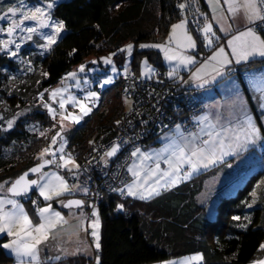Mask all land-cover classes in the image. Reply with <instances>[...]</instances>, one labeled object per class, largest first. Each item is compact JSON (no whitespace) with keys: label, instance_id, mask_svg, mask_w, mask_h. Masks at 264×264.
I'll return each instance as SVG.
<instances>
[{"label":"trees","instance_id":"obj_1","mask_svg":"<svg viewBox=\"0 0 264 264\" xmlns=\"http://www.w3.org/2000/svg\"><path fill=\"white\" fill-rule=\"evenodd\" d=\"M186 2L188 0H60L54 5L52 15L64 22L65 30L53 46V61L66 74L74 66L80 65L93 55L97 64L105 69L109 65L104 64L100 58L116 52L112 61H116L118 66L123 68L124 56L123 53L117 52V49L123 48L129 41L138 44L144 41L161 40L168 33L170 25L181 17L177 4ZM198 2L200 12L211 18L206 0H198ZM0 4L6 7L17 4V0H0ZM186 12L190 17L192 29L195 30L196 27L191 23L194 18H198L201 24L203 23V17L198 16L192 9ZM220 35L221 42L227 39L222 34ZM33 49L28 46L21 50L22 57L32 61L33 71L27 70V64H21L19 60L0 53V101L4 102L0 104V113L4 116H12L16 111L25 109L29 102L39 98V92L51 88L49 86L43 89L41 86L43 84L41 81L44 80L42 56L38 50H35V53ZM197 51L198 62L207 56V52H211L206 50L204 53L202 44ZM142 57L148 58L157 66L150 78H143L136 72L138 60ZM132 65L134 68L128 69V77L136 78L137 80L132 79L135 84L125 81L128 79L122 78L125 73H121L117 82L100 90L101 97L98 100V106L84 117L80 124L64 133L68 141L65 151L66 153L71 152L76 160L83 162L88 151H92L93 148L97 150L98 141L101 138L106 143H110L119 136L118 130L123 126L121 124L123 120H127L125 122L129 124L140 115L143 117L152 115L150 114L152 113L151 107H154L162 98H165L163 103L172 107L176 106V103L184 107V103L186 104L190 98L193 99V96L202 98L198 91L200 87L197 89L195 83L188 80L185 73V76L178 75L174 80L166 75L168 71L163 64L162 53L155 48L136 49ZM159 67L162 69L159 70ZM253 67L257 68V71H264V59L256 58L247 66V69L243 65H236L229 77L239 79L246 93L250 110L261 123L259 119L261 113L247 86V78L244 77V74L246 75L244 72ZM12 77L15 78L12 79ZM37 81L41 83L39 86ZM162 84H166L164 88L161 87ZM32 86H38V88L35 90L31 88ZM95 88L99 89L97 83ZM125 89L132 95L130 99H134L137 105L139 104L138 108L126 110ZM45 100L49 101L47 92ZM144 105L147 106L148 111L140 112ZM5 108L8 111H5ZM184 109L188 111V108ZM206 111L207 107L189 115L194 122L195 130L185 131L182 126L181 130L197 132L199 127H204L205 125L193 117L201 116ZM209 119L213 121V118ZM117 120L120 121V126L116 124ZM147 120L149 124L146 130L152 128L154 124L152 120L150 121V117ZM54 122L55 120H52L45 108L37 106L31 112L26 113V117L19 118L12 129L0 131V182L15 179L39 163L38 153L50 144L51 136L56 133L54 128L51 129ZM0 123L3 122L0 121ZM26 125H35V129L31 130ZM127 125V128L130 127V124ZM157 128L156 126V131ZM45 129L49 131L45 136H41L40 132ZM169 129L175 130V125H169L166 131ZM145 131L141 130V133L146 135ZM161 132L165 131L161 129ZM161 134L149 133L148 135L151 136L147 143L149 145L160 144ZM201 139H207V136H202ZM89 141L93 143L90 144ZM257 145L262 148L264 143ZM141 148L146 149L147 147L141 146ZM126 151L127 149H123L122 152L121 148L119 153L122 152L121 155H123ZM115 157L109 158L108 167L105 163L101 164L102 168L106 171L110 167V169L114 168L113 159ZM225 160L232 164V167L222 162L200 170L191 178L181 180L151 199L141 200L127 195L123 198L118 192L110 191L109 186L103 181L112 176L102 172L96 175L98 176L97 183L101 184L100 190L97 188L90 190L87 194L74 193L55 197L52 200L53 207L66 213L75 208L67 209L59 201L79 197L85 201L83 209L95 205L101 220L100 249H95L90 255L79 254L62 258L57 264H96L95 256L97 255L100 257V264H150L197 252L203 255L202 264H249L253 262L260 255L262 251L260 245L264 243V184L257 187V182L264 178V147L261 158H255L251 162V165L256 166L254 168L249 166L247 168L250 169L240 168L238 171L233 157H225ZM249 170L251 171L248 174ZM60 171L69 182L77 183L78 180L71 179L68 174H65L64 169ZM126 173L128 174L127 168ZM218 173L232 175L233 184L237 187L235 186V190H228L227 185H224L217 190L221 195H219L214 210L209 212L200 201V196L206 193L210 200L213 199L206 186L211 178L218 176ZM236 179L239 180L238 184L235 183ZM129 180L131 176L126 181ZM114 183H111L113 188L122 186ZM253 189L256 190L258 198L256 203L249 208L244 202L251 203L250 194ZM31 196L33 199H38L39 206L44 203L38 192L34 191ZM24 202L34 214L35 208L31 200ZM117 204H123V209H118ZM233 216H240L241 220L234 221ZM245 216L249 217L251 223L244 219ZM241 224H247V228L237 226ZM7 239H9L7 236L0 235V244L6 242ZM13 262L15 260L9 258L5 250L0 247V264Z\"/></svg>","mask_w":264,"mask_h":264},{"label":"snow or ice","instance_id":"obj_2","mask_svg":"<svg viewBox=\"0 0 264 264\" xmlns=\"http://www.w3.org/2000/svg\"><path fill=\"white\" fill-rule=\"evenodd\" d=\"M211 9V19L205 13L200 12L197 0H188L186 3H178L181 19L177 23L171 24V30L168 32L167 39L164 43L140 44L139 48H156L160 49L164 54V59L168 62V72L166 75L170 79H175L182 67L194 66L197 61L199 40L203 47L211 51V55L207 56L199 68L190 75V81L195 83L197 87H204L210 80L217 77L224 79L229 77L234 71L236 65L246 67L259 57L264 59V0H207ZM53 7L51 2L46 3V7H42L39 2L35 6H28L24 0H17V4L4 6L0 4V19L9 21L7 27L0 26V33H7V39H0V53L9 57L16 58L21 52V44L25 40L32 41L33 35L37 34L45 42L36 43L41 49H50L56 43L57 37L64 28L63 21H53L49 13V9ZM119 7V5H117ZM26 10H23L25 9ZM194 10L198 16L203 17L201 24L198 18H194L191 23L195 24L194 37L189 30V20L186 10ZM19 14V17L17 18ZM237 20L242 23L237 24ZM25 21L35 22V26L26 27ZM235 25V27H234ZM218 26V27H217ZM46 28L53 31L45 32ZM26 33L17 37V31ZM218 33H223L226 37V43H221L222 37ZM19 38V43H17ZM14 45V49L13 46ZM188 50H193L190 54ZM75 51V49H73ZM127 52L128 56L133 53V44L128 43L123 48L117 49V52ZM71 55V53H69ZM116 52L110 53L107 57H101L104 64L111 65V71L117 72V68L112 61V57ZM19 63L27 64L28 71H33L32 61L25 60L24 57L19 58ZM93 64L97 61H92ZM85 64H80L76 71L67 73V76L61 79L62 86L51 89H45L39 92L38 96L42 107L47 110L52 120H56L59 115V131L51 136V143L44 147L38 153V160L34 167L29 168L15 179H8L0 182V234L7 236L6 242L0 244L6 255L15 260V264H57L67 255H75L78 252H87L88 244H84L83 248L77 247L72 253L61 250L56 256L49 257L45 261H41L40 245L47 241L52 230L57 228L60 223H66L61 213L53 209L51 203H45L44 207L39 206L38 199H33L31 192H38L39 197H43L44 202L52 201L54 197L59 198L63 195H73L75 192L87 194L90 189L87 181L81 182L79 185L69 184L65 175L60 173V169H64L68 176L73 180H79L82 169L77 163L71 152H65V146L68 141L62 133L65 132L66 122L79 123L82 115H87L92 111L89 104L95 105L98 100L99 93L91 90H84L83 97H77L68 90L72 85L66 83L67 79L75 81V87L82 88L81 78L77 72L86 73ZM125 76L128 74L127 62L124 65ZM7 71V69H3ZM155 73L147 60L142 63L141 76L149 77ZM48 76L47 72L42 73ZM15 77H12L14 79ZM247 86L253 93V100L256 101L259 94L258 109L260 111V121L257 123L255 115L251 112L247 97L241 91V85L235 80H229L231 85L229 96L223 105L228 114L227 126L221 124L222 114L218 111L215 116V122L209 119L207 113L193 117L199 121L204 127H199L197 132L185 134L181 130V125H175L174 134H166L169 136L168 143L162 145L160 149H149L143 151L141 147L134 146L130 154L125 158L131 160L127 163V172L132 177L129 181H121V187H111L110 191L118 192L122 197L127 195L141 200L151 199L153 196L160 194L162 189L178 184L181 180L191 178L194 173L201 169H208L220 163H226L228 167L232 164L227 163L225 157H233L238 160L242 153L249 151L258 143H264V71L248 69L246 71ZM112 82V77L101 81L103 84ZM40 82L37 81V84ZM83 83H89L87 76L83 78ZM187 83V82H186ZM127 89L125 92L127 93ZM48 93V99L55 101L59 105V110L53 107L52 103L45 100V93ZM67 94V96H65ZM0 101V104H3ZM125 103H129L127 96ZM71 104L73 108H79L82 115L68 112L66 105ZM19 107V106H17ZM217 107H220L219 105ZM5 111H8L5 108ZM31 108H25L16 111L10 118L5 119L0 113V131L12 129L16 121L21 117H26V113L31 112ZM67 112V114H65ZM116 124H120L117 120ZM6 125V127H5ZM31 130L35 129V125H26ZM57 124H53L52 128H56ZM49 129L40 132L41 136H45ZM207 136V139H201ZM59 138V141H58ZM56 149L52 145H56ZM89 143H93L89 141ZM123 143H128L127 139ZM123 143L113 141L110 147L100 157L105 164L108 159L115 157L121 150ZM93 151H96L93 148ZM167 165L162 168L161 164ZM46 166H54V168L44 171ZM187 166V170H185ZM75 169V170H74ZM29 173L37 174L36 179H30ZM264 184V178L257 182V187ZM98 195V193H94ZM251 203L244 202L247 207L251 208L257 200V192L255 189L251 192ZM207 199V194L205 195ZM31 200L32 206L35 208V214L38 216L39 222L34 223L25 204L22 201ZM63 207L72 208L76 206L81 209V224L88 217L83 213L85 201L81 199H69L66 202L59 201ZM118 209H123V204H117ZM91 216V236L94 238V246L96 250L101 247L99 227L100 221L95 205H92ZM244 219L251 223L249 217ZM232 220H241L240 216H233ZM238 227L247 228V224L237 225ZM87 229H85V232ZM264 249V243L260 245ZM203 260L201 253L185 256L178 260H165L160 264H194ZM96 264H100L99 255L95 256ZM252 264H264V260L253 261Z\"/></svg>","mask_w":264,"mask_h":264},{"label":"rangeland","instance_id":"obj_3","mask_svg":"<svg viewBox=\"0 0 264 264\" xmlns=\"http://www.w3.org/2000/svg\"><path fill=\"white\" fill-rule=\"evenodd\" d=\"M59 1L60 0H50V1H45V0H38V1H35V0H24L25 4L28 5V6H35L37 4V2H39L42 7H46V3L47 2H51L53 4V7L51 9H49L48 11H49V13H50L53 21H60V20L54 18L53 15H52V11H53L54 5L57 2H59ZM197 2H198V0H197ZM206 2H207V0H206ZM198 7H199V2H198ZM23 10H26V8L23 9ZM185 14L187 15L188 20H189V30L192 32L193 36L196 37L197 36V33L195 32L194 29H192L190 27V17L188 16L187 12ZM18 17H19V14H18L17 18ZM181 18L182 17H180V19ZM178 20H176L174 23H177ZM8 23H9V21H7L6 19H0V26H3V27L6 28L7 25H8ZM25 26L26 27H33V26H35V22H33V21H25ZM64 30L65 29L63 28L62 31H61V33H60V35L57 37L56 42L64 34L63 33ZM170 30H171V25L169 27V31ZM43 31L50 33L53 30L51 28H46ZM218 34L220 35V33H218ZM21 35H26V33H20L19 30H18L17 31V37H19ZM167 36H168V33L166 34L165 37L161 38V40H159V41H144V42H140L138 44L135 43L134 41L127 42L126 44H128V43H132L133 44V53H132L131 56H128L126 51L123 52V56H124L123 57V59H124L123 64L125 65V62H127L128 69H133L134 68L133 65H132L133 55H134L136 49H141V48H139V45L140 44H142V43H144V44L164 43L166 41V39H167ZM7 38L8 37H7V33L6 32L5 33H0V39H7ZM224 40L225 41H223L221 43H226V39H224ZM33 41H37L39 43H44L45 42L37 34H34L32 41L25 40V42L23 44H21V50H22L23 47H28L29 46L31 48H34L33 49L34 52H35V50H38L39 54H41L43 68H44L43 69V72H47L49 74L48 76H44V80L41 81L43 84L40 83L41 86L43 87V89L46 88V87L51 86V88H49V91L51 89H53V88L62 86L61 79L64 78V77H66L67 76V73L65 74V72L63 71V69L60 68L53 61L52 51H53V46H54L55 43L51 46L50 49H41V48H38L36 46V43H34ZM19 42H20L19 41V38H17V43H19ZM197 44H198V49H199V46L202 43L199 40H197ZM12 47L14 49V45ZM146 49H148V48H146ZM157 50L160 51V49H157ZM206 50L207 49H205L203 47V52L204 53L206 52ZM188 51L191 54L193 50H188ZM161 53H162V61H163V64H164V66L167 67V71H168L169 70V68H168V62L164 59L163 52H161ZM206 55L207 56H210L211 55V52H209V53L207 52ZM21 56H22V54L20 52L18 54V56L16 58H14V59L19 60V58ZM204 59H202V61L196 63L194 66L190 65L188 67H182L180 69L178 75H182V76L184 75L185 76V74H186V77L189 80L191 73L192 72H195L196 69L199 68L200 63H202ZM87 60L85 62L81 63V64H85L86 70H88V69H91V70L90 71H86V73H79V72H77L78 77L81 78L82 88L75 87V81H73L71 79H67L66 80V83L69 84V85H72V87H70L68 91L70 93L75 94L77 97H81V98L84 95V90L96 91V92L99 93L98 100H100V97H101L100 92L102 90H104L105 87L110 86V85L114 84L115 82H117V80L119 79L120 74L124 72V70H123L124 67L123 68L119 67L118 64H117V62L116 61H113V63L115 64V66L117 68V72L116 73H113L111 71V67H112L111 65H109V67L103 69L97 63L93 64L92 61H96L95 59H93V55L90 56V57H88ZM145 60H147L148 65H150L153 69H155V70L157 69V66H156V64L154 62L149 61L148 58H146V57H142V58H140L138 60V67H137V70H136V72L139 73L140 75H141V70H142V63ZM198 60H199V56L197 55V61ZM78 68H79V65L78 66H74L69 72L76 71ZM158 69L160 70L162 68L159 67ZM252 69H254V67ZM256 69H254V70H256ZM85 75L87 76V79L89 80V83L86 84V85L83 83V78L85 77ZM108 76H111L112 77V82L109 83V84H103L102 85L101 81L107 79ZM141 77H143V78H150L148 75H144V76H141ZM161 77L163 78L164 76H161ZM132 79L134 80L136 78H133L132 77L131 80L128 79V80H125V81H129V83L132 84V83H134V82H132L133 81ZM164 81L166 82V80H164ZM227 82H228L227 79H223L222 84H221V87L218 86V85L213 86L212 85L213 82H209L206 85H204V87H200V89L198 91L202 95V98H200V97H196L197 99L190 98L187 101L186 104L184 103V105H185L184 107L182 105H179L178 106L177 103L175 104L176 106H174V107L168 106V104H166L165 102L164 103H161V101H164L165 100V98H162L161 101H159L158 103H156L154 105V107H151L152 108V113H150V114H152V115H149V116L146 117L147 119H149V117H150V121L152 120V122H155L154 124L157 125V127H158L157 128V131L155 130L156 128H154V127L146 130L147 129L146 127L148 125L147 124L148 122H145L144 123V117L141 116V115L138 116L136 120H133L132 122H129L130 125L125 122L127 120L124 121L122 119L123 120V123H121V124L123 126L120 127V129L118 130V135L119 136L115 137L114 140H111V142L110 143H107V145H105V146L106 147H109L113 141H116V139L119 142H121V143H123V141L125 139H127L128 143H123L122 152H123V148H126L128 151L125 153V156H123L124 158H122L124 160H122V161L119 160L118 163H116V159L115 158L113 159L114 162H115V164H116V166L113 168L112 172L115 175L113 176V174L110 173L112 175V178H110L111 180L110 179H106L105 181H103V183H105V185H108L109 186L108 188H110L111 183H114L115 182L114 184L117 185V181H119V180L122 181V179H127V176L130 178V174H127L126 173V170H125L127 168L126 165H127V163H129L130 159H128L126 161L125 158L130 154V152L132 151V149H133L134 146H139V147L142 146L144 148L147 147L146 149H142V148L141 149L143 151H148L149 149H160L162 147V145H165V144L168 143L169 137L166 136V134H165L163 136L164 138L162 139V141H161L160 144H157V145H155V144L154 145H149L147 143L148 140L150 139L149 137L151 136V135L150 136L148 135L149 133H152L154 135L155 134L156 135H159V134L162 133L161 132V129H162V130L165 131L164 133L174 134L175 133V130H170L169 129V131H166V129H167V127L169 125H176V124H180L185 131L191 130V129L192 130H195L193 128L194 127V124H193L194 122L192 121L191 117L189 116L191 113L200 112V111L204 110L207 107V111L205 113H207L208 116H211L213 118V121H215L216 113L219 111L222 114L221 124H223L224 126H227V123H226L227 122V119L225 117L226 114H227V112L225 111V109L223 107L224 104L220 105V107L215 106L212 110L208 108L209 106L211 107L210 103H213V101H212L213 99H217V98H221V97H223L224 99H226V97H225V89L226 88L230 89V87H231V85H229V86L227 85ZM96 83L98 84L99 89L98 88H95ZM37 85L39 86V84H37ZM165 85L166 84H162L161 87L164 88ZM38 86H32L31 88H35V90H36L38 88ZM195 87L198 89L197 86H195ZM251 94H252V98H253V93L251 92ZM65 96H67V94H65ZM126 96H127L128 100H129V103H125V97ZM130 96H132V95L129 94V92H127V95H126V93L124 95V105L126 107V110H129V109H132V108H138L139 107V104L137 105V102H135L134 99H130ZM256 96H257V99H256V101H254V103L257 106L258 105V102H259V94H256ZM138 97H139V95H138ZM98 100L96 101L95 105L89 104V106L92 107V110L98 106ZM48 102L49 103H52L53 107H55L57 110H59L58 103H56L55 101H51V100H49ZM40 103H41L40 99L39 98H36V101L29 102L26 108H31L33 110L37 106L42 107V104H40ZM167 103H170V102H167ZM31 104H33V105H31ZM184 108H188L187 109L188 111H186ZM66 109H67L68 112H73V113H75L77 115H82L80 113L79 108H73L71 106V104L66 105ZM147 111L148 110H147V106L146 105H144L143 108L140 109V112H147ZM91 112H89L87 115H89ZM65 114H67V112ZM87 115H82V119L79 121V123L66 122L65 132L64 133H67V131L70 130V129H72L75 125L80 124L83 121L84 117H86ZM3 116H4V114H3ZM10 117L11 116H4L5 119H8ZM56 118L57 119L55 120L54 124H57V127L54 128L55 129L54 131H57V129H59V120H60L59 115H57ZM139 123H141V124H139ZM257 123H259L258 120H257ZM127 124L130 127L127 128L126 127ZM118 126H120V124ZM161 126H162V128H159ZM51 129H53V128H51ZM141 130H144V131L146 130L145 131L146 135L143 134V133H141ZM185 131H183L185 134L190 133V132H185ZM64 133H62V135H64ZM164 133H162V134H164ZM58 141H59V138H58ZM100 141L98 143H100ZM50 143H51V141H50ZM144 144H145V146H143ZM57 147H58V143L56 145H52V148L53 149H56ZM263 147H264V145H263ZM263 147L261 148L260 145H255L254 147L250 148L249 151L245 152L244 154L242 153L243 156L241 155L240 159H238V160L235 159V162L234 163H236V169L239 171L240 168L241 169L242 168L243 169H250V168H247V167H249V166H252L251 168L256 167L253 164L251 165V162L255 158H257V159L258 158H261ZM106 150H104L103 152H105ZM122 152H120L117 156H120V154ZM110 159H108V161ZM117 159H119V158H117ZM76 161H77L78 164L79 163H82V160H81V162H80V160L79 161L76 160ZM124 161L127 162V163L123 167V162ZM96 163H97V165L98 164L100 165V164H103L104 161H102L101 159H99V161L96 162ZM106 166H107V164H106ZM161 167L162 168H166L167 165H165V164L162 163L161 164ZM52 168H54V166H50L48 169H44V171H48L49 169H52ZM88 168H90V167H88ZM110 168H109V170H110ZM95 169H97V167L94 168V165H92L91 171L88 174H84L82 172H81L82 174H80V181L81 182L87 181V184H88V187H89L90 190H92L94 187L98 188V186L96 184H91L90 185L89 184L90 181L87 180V178L85 177V175H87L88 178H90L91 174L92 175L95 174V172H96ZM103 169H105V168H103ZM185 170H187V166H185ZM250 171L251 170L248 171V174H249ZM60 173L62 175H64L61 171H60ZM65 174H67V172ZM115 176L117 178H115ZM131 179H132V177H131ZM240 179L241 178H239V180ZM239 180L236 179L235 180V183L238 184ZM233 181L234 180L232 178V175L218 173V176H215V177L211 178V181H209L207 183L206 188L209 190L208 192L211 193V196H213V199L210 200V198L208 197V195H207V199H205L206 193H204V194H202L200 196V201H202L203 204L208 208V211L209 212L212 211V210H214L215 204H217V202H218L219 195H221L217 190H219L224 185H227L226 188L229 190L231 188V185L233 184ZM81 182H79V180H78L77 183H75V182H73V183L69 182V184L70 185H72V184L79 185ZM98 185H100V184H98ZM235 186L237 187V185H235ZM235 186L233 185V189L234 190L236 188ZM162 190H164V189H162ZM162 190L160 192H162ZM73 191H74V193H80V192H75V190H73ZM224 194H226V192ZM64 199H66V198H64ZM210 201H211V205H210ZM22 202L25 204L24 201H22ZM45 203H51L52 204V201L44 202V203L40 204V207H44L45 206ZM52 207H53V204H52ZM25 209H26V211H28L30 217H32L33 222L34 223H38L39 222L38 216L35 213L33 214L30 211V209L27 206V204H25ZM53 209H55L56 211H59L61 213V215H62L64 221H66V223H60V224H58L57 225V228L54 229V230H52V233L50 234L49 239L47 241L43 242L40 245V253H39V256H41L40 257L41 258V261L49 258L48 256H50V253L49 254H46V252L50 248H53V246L51 247V244L53 245V243H54L55 240H56V246H55L54 249L51 250V252H57V251H61V250H66L69 253L70 252V247L69 246H72L73 247V251H74L78 246L82 248V245H84V243L88 244L89 245V248H91L90 249V253L94 252L95 251V246H94V243H93L94 238L91 236V232L93 230L91 228V220L94 219V217L91 216V212L93 210L92 207L91 208H88V209H85V208L82 209L83 213H85V215L88 218H90V220H89V227H86V223H87L86 220H84L83 223L81 224V218L80 219H77L78 215L81 214V209H76V208L75 209H70V211L68 210L69 211L68 213H66L63 210H60L59 208H54L53 207ZM73 213H75L74 216H73ZM86 213H88V214H86ZM97 213H98V216H99V212L98 211H97ZM99 221H100V227H99L98 231H99V236L101 238V220H100V217H99ZM85 229H87L86 232H85ZM0 235H3V234H0ZM46 243H49V244H46ZM41 246H43L44 248H41ZM194 254L195 253L189 254V255L178 256V257H172V258H170L168 260H178L179 258H182V257H185V256L194 255ZM42 256H45L44 259H43ZM67 257H71V256H67ZM257 260H264V249H262L260 255L255 260H253V261H257ZM202 263H203V260L202 261H199V262H194V264H202ZM150 264H160V263L159 262L158 263L157 262H153V263H150ZM249 264H252V262L249 263Z\"/></svg>","mask_w":264,"mask_h":264},{"label":"built area","instance_id":"obj_4","mask_svg":"<svg viewBox=\"0 0 264 264\" xmlns=\"http://www.w3.org/2000/svg\"><path fill=\"white\" fill-rule=\"evenodd\" d=\"M122 78H124V79H130L131 80V78H129L128 77V74H127V76H125V75H123L122 76ZM187 96H188V94H187ZM193 99H197L196 97H194L193 96ZM159 101H161V100H159ZM158 101V102H159ZM161 103H163L162 101H161ZM145 122H148L147 124H149V121L147 120V118L146 117H144V123ZM155 123V122H154ZM139 124H141V123H139ZM148 126V125H147ZM156 126L157 125H155V124H153V127H155L156 128ZM101 140V141H100ZM99 141H100V143H99V146H98V149L96 150V151H88V153L85 155V159H84V163L81 165V168L82 169H87L86 171H82V173H84V174H88L90 171H91V168H92V165H94V168L95 167H97V169H95L96 170V172H95V174L94 175H92L91 174V176H90V178H88V176L87 175H85V177L87 178V180L88 181H90L89 182V184L91 185V184H96L97 186H98V189H99V187L101 186V184L100 183H97V178H98V176H96L97 175V173L99 172H102V173H106L108 176H112L110 173H112L113 174V176L115 175L113 172H112V170H113V168L112 169H107V171H106V169H103L102 168V166H101V164L99 165H97V163L96 162H98L99 161V159H100V157H101V155H102V151H104V150H106L108 147H106L105 145H107V143H106V141H103V139L101 138ZM114 140V139H113ZM98 141V142H99ZM103 141V142H102ZM116 141L117 142H119L117 139H116ZM123 149H126V148H123ZM128 151V150H127ZM126 151V152H127ZM126 152H124V154L123 155H121V156H116L115 157V159H116V163H118V161L120 160V161H122V160H124V159H122V158H124L123 156H125V153ZM117 158H119V159H117ZM127 162H123V167L125 166V164H126ZM114 164H115V162H114ZM115 166H116V164H115ZM114 166V167H115ZM88 167H90V168H88ZM101 167V168H100ZM101 169V170H100ZM126 170V169H125ZM81 173V174H82ZM115 178H117L116 176H115ZM127 178L129 179V177L127 176ZM123 181H126L127 179H122ZM79 182H81L80 181V179H79ZM121 182V180H119V181H117V185L118 184H121L120 183ZM127 182V181H126ZM98 184H100V185H98ZM93 189H97L96 187H94ZM100 190V189H99ZM123 198H125L124 196H123Z\"/></svg>","mask_w":264,"mask_h":264},{"label":"crops","instance_id":"obj_5","mask_svg":"<svg viewBox=\"0 0 264 264\" xmlns=\"http://www.w3.org/2000/svg\"><path fill=\"white\" fill-rule=\"evenodd\" d=\"M210 11H211V9H210ZM211 13V12H210ZM211 15V14H210ZM237 24H240V23H242V21H240V20H237V22H236ZM218 27V26H217ZM234 27H235V25H234ZM220 34H222L223 36H224V34L223 33H220ZM257 58H259V57H257ZM244 73H246V71L244 72ZM244 77H246V75L244 74ZM224 79H227L228 80V82H227V85L229 86L230 84H229V80L231 79V80H237L236 81V83L237 84H239V85H241V83H240V81H239V79L238 78H235V77H225ZM222 81H223V79H221V78H219V77H217L216 79H214V80H210L209 82H213V86H215V85H218V86H220L221 87V84H222ZM241 91H242V93L246 96V93L244 92V90H243V88H242V86H241ZM228 96H229V89L228 88H226L225 89V97H226V99L228 98ZM226 99H224L223 97H221V98H217V99H213L212 101H213V103H210V105H211V107L209 106L208 108L209 109H213L215 106H220V105H222V104H224L225 103V100ZM226 119L228 120L229 119V117H228V114H226ZM209 118H212L211 116H209ZM165 134H167V133H164V134H162V135H160L159 136V139L162 141V139L164 138L163 136L165 135ZM171 134V133H170ZM169 137V136H168ZM201 170H204V169H201ZM233 171H235L234 170V168H233ZM233 185L234 184H232L231 185V188H230V190L231 189H233ZM55 208V207H54ZM74 214L75 213H73V216H74ZM85 214V213H84ZM81 218V214H79L78 215V217H77V219H80ZM89 220H90V218H88L87 220H86V227H89ZM84 232V231H83ZM50 243V242H49ZM49 243H46V244H49ZM85 244V243H84ZM53 246V248H50L47 252H46V254H49L50 253V256H48V257H53V256H56V255H58L59 253H60V251H57V252H51V250L52 249H54L55 248V246H56V240L54 241V243H53V245L51 244V247ZM83 246L84 245H82V248H83ZM70 247V252L69 253H72L73 252V247L72 246H69ZM41 248H44L43 246H41ZM90 249L91 248H89L88 249V251L87 252H83V251H81V252H78V254L76 253L75 255H79V254H85V255H90ZM67 256H74V255H71V254H69V255H67ZM41 257V256H40ZM43 257V259H44V257L45 256H42ZM41 259V258H40ZM46 260V259H45ZM45 260H43V261H45ZM6 264V263H5ZM7 264H15V262H13V263H7Z\"/></svg>","mask_w":264,"mask_h":264},{"label":"water","instance_id":"obj_6","mask_svg":"<svg viewBox=\"0 0 264 264\" xmlns=\"http://www.w3.org/2000/svg\"><path fill=\"white\" fill-rule=\"evenodd\" d=\"M35 165H36V164H35ZM35 165H34V166H35ZM34 166H32V167H34ZM49 167H50V166H46L44 169H48ZM30 168H31V167H30ZM44 169H43V170H44ZM26 171H27V170H26ZM24 172H25V171H24ZM20 175H21V174H20ZM36 175H37V174L29 173V178H30V179H36ZM33 192H34V191H33ZM33 192H31L30 194H32ZM69 199H81V198H79V197H70V198H67L66 201L69 200ZM81 200H82V199H81ZM66 201H65V202H66ZM65 208H66V207H65ZM72 208H78V207L73 206ZM67 209H70V208H67Z\"/></svg>","mask_w":264,"mask_h":264}]
</instances>
